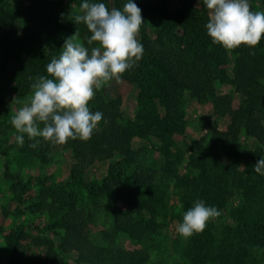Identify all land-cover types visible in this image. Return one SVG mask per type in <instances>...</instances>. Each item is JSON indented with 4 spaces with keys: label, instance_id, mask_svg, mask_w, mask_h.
I'll use <instances>...</instances> for the list:
<instances>
[{
    "label": "trees",
    "instance_id": "trees-1",
    "mask_svg": "<svg viewBox=\"0 0 264 264\" xmlns=\"http://www.w3.org/2000/svg\"><path fill=\"white\" fill-rule=\"evenodd\" d=\"M66 1L0 0V153L11 158L9 150L14 149L21 167L49 165L62 150H71L76 160L65 182L54 175L26 179L6 165L4 178L16 212L47 222L40 224L36 238L25 223L5 233L10 258L0 264H149V249H125L116 236L153 242L154 247L173 189L182 211L177 221L183 222L197 200L216 207L220 215L200 233L175 237L178 260L153 264H264V175L254 171L264 159V38L254 49L242 45L228 51L208 36L202 0H133L144 19L138 33L143 55L119 81L96 90L89 108L102 112L103 119L91 139L53 145L37 137L40 143L33 149L29 144L35 140L11 124L6 93L24 99L31 95L36 78L48 76V63L59 58L66 40L77 32V40L89 50L98 46L87 44L91 33L86 24L74 21L83 14L85 0H71L79 12L69 11ZM259 1L264 7V0ZM87 2L122 11L127 0ZM127 83L138 89V109L131 120L124 119L119 92ZM221 85L233 86L240 101L221 93ZM205 104L227 125L212 134L210 144L204 138L198 149L188 138L186 108ZM12 132L14 143L9 144ZM244 134L257 140L255 149L241 145ZM19 135H24L23 146ZM136 139H153L152 164L145 162L152 151L137 149ZM95 161L106 162L107 172L88 180L86 171ZM87 200L112 212L108 241L93 239L95 213ZM29 240L46 250L44 259L29 254Z\"/></svg>",
    "mask_w": 264,
    "mask_h": 264
},
{
    "label": "clouds",
    "instance_id": "clouds-1",
    "mask_svg": "<svg viewBox=\"0 0 264 264\" xmlns=\"http://www.w3.org/2000/svg\"><path fill=\"white\" fill-rule=\"evenodd\" d=\"M208 10L207 34L212 42L231 51L242 45L254 49L264 38V11H253L249 0H202ZM74 21L84 23L91 33L87 44L77 40L78 32L68 38L59 58L47 65L48 76H39L31 85L29 102L11 118L16 132L27 134L30 148H37V137L53 145H64L69 139L87 141L103 119V113L90 111L89 103L96 90L133 68L142 58L143 45L137 40L144 22L141 9L127 0L123 10H109L104 3L81 5ZM255 55L254 52L250 53ZM52 77V78H48ZM43 124V128L39 124ZM23 146L24 135L16 137ZM264 175V159L254 166ZM220 212L197 200L183 215L176 231L184 238L202 232L210 219Z\"/></svg>",
    "mask_w": 264,
    "mask_h": 264
},
{
    "label": "rangeland",
    "instance_id": "rangeland-1",
    "mask_svg": "<svg viewBox=\"0 0 264 264\" xmlns=\"http://www.w3.org/2000/svg\"><path fill=\"white\" fill-rule=\"evenodd\" d=\"M251 7H255L258 11H264V7L259 0H249ZM71 12H79L77 7L71 2V0L66 1L65 6ZM137 40H140V36L137 35ZM219 91L224 94H231L234 96L238 102L241 99V95L235 92V88L231 85L219 87ZM120 94L123 97V116L126 120L134 119L138 109L137 104V95L138 89L133 84H125L120 87ZM7 95V106L11 110V115L13 116L15 112L23 107L29 102L31 95L26 99L18 98L12 92L6 93ZM187 118H188V138L189 141L199 149L203 139L206 138L207 143L210 144L212 134L217 130H222L226 127V122H220L216 119L214 109L211 105L205 104L199 107L187 108ZM9 136V144L14 143V137ZM155 142V141H154ZM3 147L6 145L3 141ZM242 146L247 147L248 149H255L258 146L256 139L246 137L242 135L241 141ZM135 147L143 148L147 146L152 152L147 155L145 162L148 164L153 163V139L151 140H140L136 139L134 141ZM9 153L12 155L11 158H8L0 153V260L2 262H8L10 258V251L5 245L4 235L11 229L17 227L19 224H27L29 234L31 237L39 236L42 232L39 229L40 224H45L47 221L43 220L40 222L39 219H34L30 215L18 214L16 212V204L11 201L12 192L10 190L9 184L5 181L4 175L6 172V165L12 169V172H20L22 176L26 179L33 175H54L58 181H67L70 177V172L76 160L74 154L71 150H62L60 155L49 165H43L37 163L35 166H23L21 167L16 159L13 158L16 151L14 149L9 150ZM11 162V163H9ZM184 170V169H183ZM107 172V163L101 161H95L86 171V179H101ZM36 190V189H34ZM87 205L95 213V217L91 226V235L96 242H105L108 241V236L113 234V216L112 212L105 209L104 206L96 209L90 200H87ZM167 211L162 212L163 220L160 222L163 225L161 230V235L156 239L153 247V242L149 244H144L138 241L132 240L129 236L125 234H120L116 236V243L125 248V249H141L147 248L151 252V262L158 261L160 259H165L168 261L175 260L180 258L179 250L175 244V237L180 234L176 231L177 226L181 221H177L179 214H182L181 205L178 201V192L173 189L170 192V200L167 206ZM161 217V218H162ZM164 222V223H163ZM31 226V227H30ZM32 240H29V254L40 256L42 259L45 258L46 250L44 248H38L33 246Z\"/></svg>",
    "mask_w": 264,
    "mask_h": 264
}]
</instances>
